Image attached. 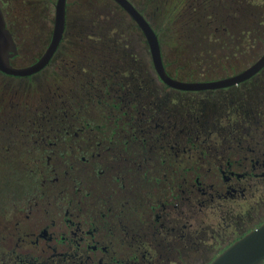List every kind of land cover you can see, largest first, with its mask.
<instances>
[{"label":"flooded vegetation","instance_id":"flooded-vegetation-1","mask_svg":"<svg viewBox=\"0 0 264 264\" xmlns=\"http://www.w3.org/2000/svg\"><path fill=\"white\" fill-rule=\"evenodd\" d=\"M131 87L104 89L98 108H48L64 119L22 132L30 143L0 138V264H183L184 245L211 258L227 243L214 259L264 222V122H252L264 107L257 116L249 100L243 116L219 105L212 138L187 139L199 126L184 122L182 95L173 114L169 92L158 100ZM13 174L23 180L11 186Z\"/></svg>","mask_w":264,"mask_h":264},{"label":"trees","instance_id":"trees-1","mask_svg":"<svg viewBox=\"0 0 264 264\" xmlns=\"http://www.w3.org/2000/svg\"><path fill=\"white\" fill-rule=\"evenodd\" d=\"M55 2L0 0L6 25L17 46V54L10 58L13 65L32 63L42 54L52 33L43 26L50 17L54 19ZM130 2L153 26L159 38L165 68L173 77L196 81L230 76L253 64L264 53V0ZM48 9L52 10L53 18ZM46 14L49 18H46ZM25 44L32 49V59L19 64ZM56 61H60L65 69L56 72ZM72 82L79 92L84 93L90 88L97 95L70 97ZM132 85L139 87L135 89L138 94L148 92L155 99L160 93L169 92L167 97L172 100L173 114H179L182 106L180 99L174 97H181L183 93L193 94L191 100L194 103L189 102L188 105L183 101V117L187 118L184 122L187 123L189 119L190 123L199 127H187V139L212 138L214 127L208 117L217 112L218 107L199 103V99L205 96H214L212 98L217 106L221 105L226 111L235 107V112L243 116L245 110L242 109L250 100L251 107L257 109V116H263L259 108L264 107V66L255 76L238 85L199 91L175 89L165 83L155 70L144 32L119 3L115 0H66L64 30L45 67L23 76L0 70V138L13 139V142L26 138L30 143V136H24L22 132L34 130L36 123L64 119L63 113L56 112L55 115L48 108L72 104L98 108L101 91H126L132 89ZM53 91L62 95L51 98V94L47 93ZM62 99L67 102L61 103ZM143 99L148 101L145 96ZM252 122L260 123L264 119H252ZM29 166L30 163H26L27 169ZM0 167H3L1 163ZM4 177L0 179V204L7 198ZM25 179H28L27 172ZM20 180L23 178H14L13 174L11 186L14 181ZM13 193L11 187L10 195ZM188 237L190 233L187 232L185 238ZM226 244L220 243V249L214 255ZM192 251L196 249L190 247L189 243L183 246V264H207L214 256L194 257L195 254L190 253ZM186 252L191 256H184Z\"/></svg>","mask_w":264,"mask_h":264},{"label":"water","instance_id":"water-1","mask_svg":"<svg viewBox=\"0 0 264 264\" xmlns=\"http://www.w3.org/2000/svg\"><path fill=\"white\" fill-rule=\"evenodd\" d=\"M134 19L148 41L154 66L159 76L167 84L185 90H200L224 87L238 83L252 76L264 66V53L250 66L239 73L216 80L188 81L171 76L164 65L159 38L148 19L130 0H115ZM66 0H56L54 19L50 40L42 54L34 62L25 66H14L10 58L17 54L15 40L6 25L3 11L0 7V70L6 74L23 76L41 69L55 51L65 26ZM264 262V222L251 229L224 250L208 264H261Z\"/></svg>","mask_w":264,"mask_h":264},{"label":"rangeland","instance_id":"rangeland-1","mask_svg":"<svg viewBox=\"0 0 264 264\" xmlns=\"http://www.w3.org/2000/svg\"><path fill=\"white\" fill-rule=\"evenodd\" d=\"M48 14H49V12H48ZM51 15H52V18H53V12H52V10L50 11V16ZM46 18H49L47 14H46ZM52 26H53V19H51V17H50V19H48L44 23L43 29H47L48 31H51L52 30ZM88 27L89 26H85V28H88ZM30 50H32V49L29 48L27 46V44H25L23 46L22 53H21V57L22 58L19 61L20 62L19 64H21V62H25V61H28V60H31L32 59V58H30V57H32V54H31V51ZM191 95H193V94H191V93H183V101L185 102V104H188L189 105V102H191V103H194L195 102L194 100H191L192 99L191 98ZM194 95H197V94H194ZM212 97H214V96H211V98H207L206 96L205 97H202V98L199 99V103L201 102L202 104L208 105V106L213 107V108L218 107L217 106V103H215V101L213 100ZM208 121L209 122H213L212 116L209 115Z\"/></svg>","mask_w":264,"mask_h":264}]
</instances>
